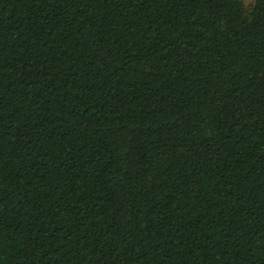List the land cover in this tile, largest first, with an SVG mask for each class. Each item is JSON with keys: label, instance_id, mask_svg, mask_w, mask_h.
I'll use <instances>...</instances> for the list:
<instances>
[{"label": "trees", "instance_id": "1", "mask_svg": "<svg viewBox=\"0 0 264 264\" xmlns=\"http://www.w3.org/2000/svg\"><path fill=\"white\" fill-rule=\"evenodd\" d=\"M0 264H264V0H0Z\"/></svg>", "mask_w": 264, "mask_h": 264}, {"label": "rangeland", "instance_id": "2", "mask_svg": "<svg viewBox=\"0 0 264 264\" xmlns=\"http://www.w3.org/2000/svg\"><path fill=\"white\" fill-rule=\"evenodd\" d=\"M243 2L246 5V7H250L252 3L254 2V0H243Z\"/></svg>", "mask_w": 264, "mask_h": 264}]
</instances>
